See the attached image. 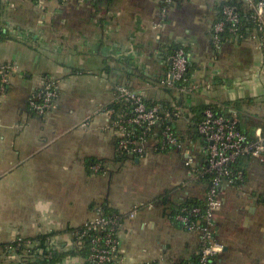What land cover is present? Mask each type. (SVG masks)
I'll use <instances>...</instances> for the list:
<instances>
[{
	"label": "crops",
	"instance_id": "1",
	"mask_svg": "<svg viewBox=\"0 0 264 264\" xmlns=\"http://www.w3.org/2000/svg\"><path fill=\"white\" fill-rule=\"evenodd\" d=\"M229 1L0 0V63L17 68L0 103V264H9L6 247L18 239L56 232L65 247L87 220L135 209L115 264L197 258L200 235L173 215L208 188L186 166L189 158L197 170L206 164L207 142L197 129L203 108H221L250 136L264 131V52L251 37L214 44L220 4ZM22 29L38 42L18 39L13 32ZM177 45L189 51L191 83L169 92L159 82ZM44 77L60 82L59 98L55 110L38 116L29 100ZM117 85L179 110L173 126L183 149L121 154L106 113ZM89 160L101 171H91ZM242 168L243 181L220 189L215 238L224 249L215 264H264V161L250 158Z\"/></svg>",
	"mask_w": 264,
	"mask_h": 264
},
{
	"label": "built area",
	"instance_id": "2",
	"mask_svg": "<svg viewBox=\"0 0 264 264\" xmlns=\"http://www.w3.org/2000/svg\"><path fill=\"white\" fill-rule=\"evenodd\" d=\"M34 1L37 6H43L46 2V0ZM243 2L255 24L254 30L250 31L247 37L253 38L259 49L264 52V0H243ZM221 11L223 18L216 21L213 26L216 47L221 46L226 40L222 35L225 32L231 36L244 38V34L241 33L243 16L238 8L225 5ZM13 33L24 42L30 44L38 42L37 36L31 30H15ZM170 60L171 70L160 80L159 86L172 91L185 90L186 88H180L179 84L186 80L185 76L190 65L189 54L185 49L179 48L172 52ZM16 69L13 65L0 63V103ZM59 86L60 82L55 78H42L40 88L29 100V110L38 116H46L55 110L59 98ZM114 92L116 95L114 105L120 104L121 107L115 109L112 106L106 110V113L111 119L112 129L118 136V149L121 154L142 157L149 146L157 151H166L170 148L183 149L181 138L173 127L174 120L181 115L179 110L166 109L162 113L160 104L149 107L142 94L130 90L125 85L115 86ZM238 124V120L208 108L204 112V118L197 125L198 133L207 142V164L202 170H197L193 166L194 160L189 158L186 166L190 168L195 178L202 179L206 175H211L212 179L208 182L202 206L190 210L182 208L179 213L173 215L174 221L184 230L200 235L199 259L196 264L215 262L216 257L224 249L215 238L216 213L222 205L220 189L224 184L241 182L245 177L243 168L239 167L234 171L229 166L239 157L264 161V131L259 129L254 137L249 138L239 129ZM158 125L162 129L159 132L153 131ZM136 128H141L142 132H138ZM90 170L95 173L100 172L101 164L94 163ZM135 216L136 209L127 213L114 212L89 219L81 228L72 231L73 241L65 247L57 236L51 234L47 235L44 244L46 248L41 247V242L34 240L35 238L18 239L14 244L6 247L8 263L31 264L36 260H43L44 254H47V258H52L54 250L61 249L77 253L86 250L87 257H84V261L87 264H115L120 253V232L124 223Z\"/></svg>",
	"mask_w": 264,
	"mask_h": 264
},
{
	"label": "trees",
	"instance_id": "3",
	"mask_svg": "<svg viewBox=\"0 0 264 264\" xmlns=\"http://www.w3.org/2000/svg\"><path fill=\"white\" fill-rule=\"evenodd\" d=\"M255 1H260V0H255ZM225 5H232V6H235V7H237L238 8V10H239V13L241 14V16H243V26H242V28H241V33L242 34H244V37H247L249 34V32L250 31H252V30H254V28H255V24L253 23V21H252V19L250 18V13L249 12H247V10H246V7L244 6V2H243V0H232V1H229V2H225V3H222V4H220V8H219V16H218V19H217V21H219V20H221L222 18H223V14H222V7L223 6H225ZM223 35V37H225V39H227V38H229L231 35L230 34H228L227 32H225L224 34H222ZM179 48H183V49H185L186 50V52L189 54V51H188V49H187V47L186 46H183V45H177V46H175V48H173V51L174 50H176V49H179ZM189 68L190 67H188V71H187V74H186V76H185V81L184 82H182L181 84H179V87L181 88V87H183V88H187V86L191 83V80H190V73H189ZM128 87V86H127ZM165 90H167V91H172V90H169V89H165ZM145 102H146V104H147V106H149V107H151V106H154V105H156V104H152V103H149V102H147L146 100H145ZM157 104H160L161 105V112L163 113L164 112V110H166V106H164L163 104H161V103H157ZM113 106V108H115V109H119L121 106H120V104H113L112 105ZM111 106V107H112ZM208 108H211V109H213L215 112H217V113H221V114H225L223 111H222V109L221 108H216V107H213V106H209V107H206V108H203V116H202V119L204 118V112H205V110H207ZM168 110V109H167ZM227 116V115H226ZM228 117V116H227ZM230 118V117H229ZM175 119V118H174ZM201 119V120H202ZM200 120V121H201ZM199 121V122H200ZM173 124H174V122H173ZM174 127V126H173ZM238 127H239V129L241 130V131H243L242 129H241V127L239 126V124H238ZM162 129V127L161 126H156L154 129H153V131H160ZM175 129V128H174ZM136 130L138 131V132H142V129L141 128H136ZM176 131V130H175ZM177 132V131H176ZM244 132V131H243ZM245 134H247L246 132H244ZM179 135V134H178ZM247 136H249V138H252L253 136H250L249 134H247ZM247 159H250V157H239L235 162H233L230 166H229V168L230 169H232V170H234V171H236L239 167L240 168H242V164H243V162L245 161V160H247ZM94 162H96V161H91V160H89L88 162H87V166L90 168L93 164H94ZM206 164H207V162H206ZM205 164V165H206ZM212 179V176L211 175H206V176H204V177H202V180H206V181H208V182H210V180ZM202 200H193V201H188V202H185L184 204H182L181 206H179L178 208H177V210L174 212V216L177 214V213H179L180 212V210L182 209V208H187L188 210H190L191 208H193V207H196V206H202ZM115 212V211H114ZM114 212H112V213H114ZM112 213H110V214H112ZM180 226V225H179ZM181 227V226H180ZM75 230H77V229H75ZM75 230H73V231H75ZM58 233H56V232H53V233H51V235H57ZM34 240H39V242H41V247H44V248H46L45 246H44V244H45V242H46V240H47V235H41V236H38V237H36ZM81 256V257H87V252H86V250H81L80 252H76V251H68V252H66V251H64V250H58V249H56V250H54V253L52 254V258H47V254H44V258H43V260H36V261H34V262H32L31 264H46V263H50V264H61L67 257H75V256ZM198 259H199V255L197 256V258L192 262V263H190V264H196L197 262H198ZM210 264H215V262L213 261V262H211Z\"/></svg>",
	"mask_w": 264,
	"mask_h": 264
}]
</instances>
